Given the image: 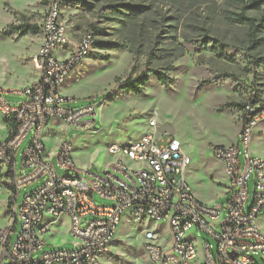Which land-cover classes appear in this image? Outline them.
I'll list each match as a JSON object with an SVG mask.
<instances>
[{
  "label": "built area",
  "instance_id": "2783aa9c",
  "mask_svg": "<svg viewBox=\"0 0 264 264\" xmlns=\"http://www.w3.org/2000/svg\"><path fill=\"white\" fill-rule=\"evenodd\" d=\"M38 28V80L16 91L0 86V123L6 130L0 139V192L9 191L12 202L11 220L0 227L2 259L8 258L7 264H105L127 217L131 223L148 225L141 230L151 264H264V234L257 225L259 217H264V162L249 151L252 129L264 122V109L239 134L237 143L211 148L228 178L227 201L222 205L205 204L192 195L185 180L191 158L177 139L155 138V119L138 139L109 146L107 154L113 162L102 171L81 169L75 164L70 142L61 140L52 149L42 136L52 122L65 131L94 123L105 99L98 105L70 108L76 100L63 96L60 88L91 53L101 51L95 48L92 33L69 40L57 2L48 5ZM59 49L66 53L61 60L55 56ZM245 109L253 112L257 108L247 104ZM26 140L18 170L17 152ZM55 160L62 175L57 173ZM23 191L27 192L16 208ZM95 194L112 205L96 204ZM62 217L69 219L67 233L73 248L44 250L48 246L45 235ZM18 221L20 231L11 243ZM194 232L212 238L215 253L208 242L195 243Z\"/></svg>",
  "mask_w": 264,
  "mask_h": 264
},
{
  "label": "rangeland",
  "instance_id": "374dc122",
  "mask_svg": "<svg viewBox=\"0 0 264 264\" xmlns=\"http://www.w3.org/2000/svg\"><path fill=\"white\" fill-rule=\"evenodd\" d=\"M51 2L61 6V21L65 25L69 40H79L92 33L95 36V48L101 52H93L89 57L95 58L102 68L92 75L102 78V88L97 96L88 100H76L69 104L70 108L80 107L104 101V94L117 95L113 102L105 100V106L99 108L94 117V123L84 128H73L65 131L62 127L58 138L53 139L55 133L49 131L43 137L49 147L55 149L61 140L72 144V156L75 164L81 169L102 171L113 158L107 154L111 145H124L134 134L132 130L147 128L150 119H155V138L166 139L168 136L176 138V134L183 135L188 130L197 131L193 141L194 156L191 157V174L187 175L188 184L202 202L211 205H222L226 200L216 198L215 188L218 177H221L219 164L214 159L211 150L203 148L204 140L209 134L210 124L222 119L225 112L230 110L234 119L240 120L242 107L255 104V108L264 107V30L255 38L246 24H239L236 16L243 11L245 0H0V86L5 90L16 91L31 83L38 75L36 52L39 46V34L29 33L25 36L17 33L3 35L9 25L21 24L39 26ZM137 7V13L129 19L124 6ZM264 7L259 10H247L246 15L259 20ZM208 43V44H207ZM118 46V49L114 47ZM178 46L183 47L185 55L173 63L174 70L168 73L172 81L165 89L148 70L164 72V66L170 64L171 58L178 52ZM139 53L136 61L129 50ZM55 54L63 59L65 53L61 49ZM115 53H127L132 61L120 75L123 67V55L117 57ZM115 57V58H114ZM111 61L108 65L106 62ZM150 62V63H149ZM107 66V67H106ZM144 74L148 83L143 94L139 97L123 96L117 87V79H124ZM120 75V76H119ZM119 76L113 85L108 78ZM106 80V82L104 81ZM208 81V83H203ZM112 85V86H111ZM195 88V89H194ZM194 96L213 98L214 107L198 106L190 98V91ZM150 105V111L140 113L139 108ZM225 104H233V108L223 109ZM131 105L139 117L133 121L123 122L124 126L110 125L103 120V113L118 110ZM223 113V114H222ZM264 124V122H263ZM54 125H59L54 123ZM0 125V137L3 128ZM56 130H53L56 132ZM138 131H135L137 133ZM5 137V130H4ZM260 139L264 133L259 134ZM259 139V140H260ZM182 144L181 140L177 139ZM250 142L249 151L257 150L264 155V142ZM28 140L24 141L17 152V169L21 168L22 152ZM58 144V145H57ZM240 161H244V147L241 145ZM57 173L62 171L53 162ZM33 187L27 189L30 191ZM254 182L249 184L252 195ZM23 191L14 204L19 207L24 195ZM9 191L0 192V227L8 226ZM94 202L98 205H112L108 200L94 195ZM225 212L221 218L224 219ZM49 222V219H45ZM58 225V224H57ZM260 231L264 234V220L260 221ZM67 224L53 228L55 238L49 241L44 250L72 249L73 240L67 233ZM140 226L124 218L115 236L109 256L105 264H151L144 252V236ZM12 231L13 243L20 231L18 221ZM161 229V228H160ZM160 233L161 230L159 231ZM49 234L45 238H49ZM192 235V234H191ZM186 234V237H189ZM195 243L208 242L216 251V244L212 238L203 232H194ZM161 244V241H159ZM8 258L2 259L0 264H7Z\"/></svg>",
  "mask_w": 264,
  "mask_h": 264
},
{
  "label": "crops",
  "instance_id": "0c3cea01",
  "mask_svg": "<svg viewBox=\"0 0 264 264\" xmlns=\"http://www.w3.org/2000/svg\"><path fill=\"white\" fill-rule=\"evenodd\" d=\"M58 53H59V51L55 52V54H58ZM119 55H123V60H124L123 67L121 68V71H120V75H121L127 69L129 64L131 63L132 57H131V55H128L125 52L124 53H121V52L120 53H115L114 52V54L111 55V58L113 56L117 57ZM65 56H66V53H65ZM111 58L109 59L108 62H106L105 65H108V63L111 61ZM101 68H102V63L100 64L98 61H96L95 58L94 59L91 58V57L86 58L82 62L81 66H79L76 69L74 74L71 75L70 78L66 81V83L60 88L61 94L63 96H66V97H69V98H73L75 100H82V99L83 100H88L90 98H93L94 96H97L96 95V94H98L97 92L102 88L101 83H102L103 80H102V78H96L97 75H95V74L92 77L91 74H93L95 71H100ZM93 70H95V71L92 72ZM119 76H114V77L108 78V80L110 79L111 84L113 85V83L115 82V80ZM38 77H39V71H38L37 77L31 83L27 84L26 86H29V85L35 83L38 80ZM104 81L106 82V80H104ZM25 87L23 86L22 89L25 88ZM190 92L192 94L190 99L192 101H194V102H200L198 106L205 107L206 109L210 108V105H211V109H212V107L215 106V104L212 105V101H214L215 99L206 98V97H200L198 95L194 96L193 91L191 90ZM8 100L17 101L18 99L13 98V97H8ZM148 111H150V105L149 104L146 105L145 107L142 106V107L139 108V112L140 113H145V112H148ZM223 112H225V113L224 114L222 113L223 114L222 119L218 120L217 123H215V124H210L209 128H207L209 136H208L207 139L204 140L203 148L205 150L206 149L207 150H211V148L213 146H229V145H233V144L237 143V141H238L239 134H240V131H241V126H242L241 121L238 118L234 119L232 114H231V112H230V110H224ZM138 117H139V113H136V111L133 109V107L131 105H126V106L120 108L119 111L112 109V110H109L107 112L105 111L103 113V120H104V122H106V123H108L110 125V130H111V128H112V126L114 124H119L120 123L122 126H124L123 122L129 121V120L133 121V122H131L129 124L130 126L133 127L134 123H135L134 120L137 119ZM0 121H2L1 118H0ZM54 123H58V122H52L45 129L44 134L42 136V139H43V137H44V135L46 133L48 134L49 131L55 133L53 135V137H54L53 139L58 138V133L59 132L56 129H58L59 127L61 128V126L60 125H58V126L54 125ZM0 125H1V123H0ZM2 125L3 126L1 128H3V131L1 132L2 136L0 137V139L4 138L5 125L4 124H2ZM53 130H56V132L53 131ZM147 130H148L147 128H144V129L137 128L135 130H132V132L134 134L131 135L130 141L138 139L145 132H147ZM135 131H138V132L135 133ZM260 133H264V124H263V122L257 124L252 129L251 136H250V142L252 144H254L255 141L260 139V137H259ZM5 135H6V132H5ZM196 136H197V131H193V130L192 131L191 130L186 131L182 136L179 135V134H176V138L181 140V142H182L181 145H182L183 152L187 156H189L190 158L192 156H194V152H195L194 151L195 150L194 146H195V144L193 145V141L195 140ZM168 137H171V136H168ZM259 142H264V138L262 140L260 139ZM45 144L47 145V147H49L48 143L45 142ZM251 155L253 157L259 158L260 160H262L264 162V155H261V153L258 152L257 150L254 149ZM217 163L219 164V167H220V170H221V177H218L217 181L215 182V184H216V188H215L216 195L215 196H216V198H218V200H226L227 201L226 188L228 187V178H227V176L225 174L224 166L218 161H217ZM108 165H109V163H108ZM191 172H192V169H189V168L185 172V180H186L187 183H188L187 175L191 174ZM189 187L191 189L190 185H189ZM191 193L198 201L202 202L195 195V193H194V191H192V189H191ZM202 203L210 204L211 202H202ZM261 220H264V217H259V219L257 221V225H258L259 230H260V227H261L260 226V221ZM63 224H67L66 228H68L69 219L66 218V217H62L60 222L58 223V225L56 224L53 228H58V226H61ZM53 238H55V234L51 230V232L49 234V238L46 239L44 237V239L46 241V244H48V243L50 244L51 241H49V240L50 239L52 240ZM51 243H53V242H51Z\"/></svg>",
  "mask_w": 264,
  "mask_h": 264
},
{
  "label": "trees",
  "instance_id": "16d2710c",
  "mask_svg": "<svg viewBox=\"0 0 264 264\" xmlns=\"http://www.w3.org/2000/svg\"><path fill=\"white\" fill-rule=\"evenodd\" d=\"M246 3L243 5V11L236 16V21L239 24H246L251 31V36L255 38L258 33L261 32V30H264V9L262 11V15L259 18V20L252 19L246 15L247 10H259L261 7H264V0H245ZM125 10L127 11L126 13H123L122 15L132 19L134 15L137 13H140V9L137 7H132V6H124ZM7 33H17L19 35L25 36L29 33H32L34 35L39 34V28L35 25H28V24H21L18 26L14 25H9L6 29V31L3 33V35H6ZM208 44V43H207ZM115 49H118V46L114 47ZM178 52L171 58L170 64H167L164 66V72L161 71H156V70H148L149 73H152L153 76L158 80V82L161 84V86L165 89H168L172 81L168 76L169 72H172L174 70L173 63L180 58H182L185 55V50L183 47L178 46L177 48ZM129 53L132 55L133 60L136 61L139 53L137 51H134L132 49L129 50ZM150 63V62H149ZM133 70L130 71V75H128L126 78L122 79H117V87L119 92L123 94V96H135L139 97L143 94L145 87L148 83V78L144 74H141L136 77H132L131 75ZM203 83H208V81H204ZM105 100H108L109 102H113L116 98L117 95H111L109 93L103 95ZM255 104H249V107L254 108ZM233 104H225L222 108L227 109V108H233ZM246 105L242 107V113L240 117V121L242 123L241 126V131L240 134L248 127L250 121L252 120L253 117L257 115V113L260 112V109H264V107H260L259 109H254L253 112L246 111ZM11 201L9 202V208L11 205ZM10 212V210H8Z\"/></svg>",
  "mask_w": 264,
  "mask_h": 264
},
{
  "label": "water",
  "instance_id": "95a60500",
  "mask_svg": "<svg viewBox=\"0 0 264 264\" xmlns=\"http://www.w3.org/2000/svg\"><path fill=\"white\" fill-rule=\"evenodd\" d=\"M89 196H91V193H89Z\"/></svg>",
  "mask_w": 264,
  "mask_h": 264
}]
</instances>
